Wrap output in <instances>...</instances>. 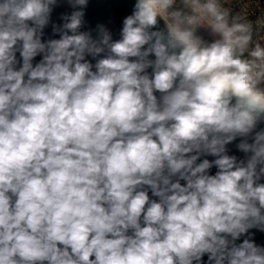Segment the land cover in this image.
Here are the masks:
<instances>
[{
    "label": "clouds",
    "instance_id": "obj_1",
    "mask_svg": "<svg viewBox=\"0 0 264 264\" xmlns=\"http://www.w3.org/2000/svg\"><path fill=\"white\" fill-rule=\"evenodd\" d=\"M176 3L0 0V264H264V18Z\"/></svg>",
    "mask_w": 264,
    "mask_h": 264
},
{
    "label": "water",
    "instance_id": "obj_2",
    "mask_svg": "<svg viewBox=\"0 0 264 264\" xmlns=\"http://www.w3.org/2000/svg\"><path fill=\"white\" fill-rule=\"evenodd\" d=\"M135 0H89V5L87 7L85 19L87 24L82 30H87L88 28L95 29L98 23L104 24L112 33L113 39H119V32L122 27V20L125 16L131 14ZM71 8L66 4L56 8L52 15L53 22L61 23L59 17L61 13H70ZM46 37L45 38H58L52 37L51 26L45 29ZM96 33L93 31V36ZM19 55V54H17ZM40 57H37L38 61ZM35 62V61H34ZM94 62V61H93ZM264 127V125H262ZM239 140L233 142V144L228 145L229 154H235L239 158H243L244 154L238 152L235 147V144ZM208 159H214L213 157H207ZM215 168L211 170L212 174L215 173ZM151 196V193H149ZM256 233L255 240L258 244H264V233L258 232L255 229L250 230ZM207 257H205V260Z\"/></svg>",
    "mask_w": 264,
    "mask_h": 264
},
{
    "label": "built area",
    "instance_id": "obj_3",
    "mask_svg": "<svg viewBox=\"0 0 264 264\" xmlns=\"http://www.w3.org/2000/svg\"><path fill=\"white\" fill-rule=\"evenodd\" d=\"M223 8L229 12V21L233 16L239 15L250 21H257L264 18V0H219ZM176 8H182L181 0H177ZM187 11V9H185ZM205 38L210 39L208 31L200 30ZM264 39V27L254 24L253 25V41L260 42ZM247 55V53H245Z\"/></svg>",
    "mask_w": 264,
    "mask_h": 264
},
{
    "label": "bare ground",
    "instance_id": "obj_4",
    "mask_svg": "<svg viewBox=\"0 0 264 264\" xmlns=\"http://www.w3.org/2000/svg\"><path fill=\"white\" fill-rule=\"evenodd\" d=\"M260 43L264 44V39H260Z\"/></svg>",
    "mask_w": 264,
    "mask_h": 264
}]
</instances>
